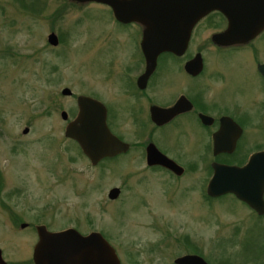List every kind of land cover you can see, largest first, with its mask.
<instances>
[{
    "label": "rangeland",
    "instance_id": "rangeland-1",
    "mask_svg": "<svg viewBox=\"0 0 264 264\" xmlns=\"http://www.w3.org/2000/svg\"><path fill=\"white\" fill-rule=\"evenodd\" d=\"M111 14L101 5L69 0H0V250L6 264H33L39 224L53 232L68 227L83 235L101 232L121 264H172L187 245L186 235L200 246V231L207 234L212 257L224 253L212 219L222 211L211 201L214 214L199 227L195 194L185 191L188 175L174 181L181 189L173 193L161 173L145 171L138 148L91 166L63 136L60 111L71 120L80 94L107 101L111 110L113 98L123 100L124 68L130 64L125 59L135 54L139 33ZM49 32L58 36L56 47L46 42ZM203 33L208 32H196L191 47ZM256 45L264 51V43ZM246 50L228 55L230 61L240 58L234 61L240 85L252 69L241 56ZM173 62L163 55L159 69L167 72ZM249 86L255 87L250 81ZM65 87L70 97L60 94ZM24 127L29 131L22 134ZM116 187L118 197L109 199L107 191Z\"/></svg>",
    "mask_w": 264,
    "mask_h": 264
},
{
    "label": "flooded vegetation",
    "instance_id": "flooded-vegetation-1",
    "mask_svg": "<svg viewBox=\"0 0 264 264\" xmlns=\"http://www.w3.org/2000/svg\"><path fill=\"white\" fill-rule=\"evenodd\" d=\"M86 3L110 10L103 3ZM115 22L125 28L134 27L139 34L135 54L125 59L130 64L124 68L122 96H119L123 98L122 102L118 96L113 98L111 110L107 101L91 96L105 105V124L109 132L127 144L124 153L106 158L122 157L138 148L146 165L145 171L161 173L163 183L168 182L169 187L174 188L173 193L181 189L174 181L188 175L191 181L185 191L195 194L193 202L199 212V227L208 223V214L211 217L214 214L211 201L216 202V211H222L220 218L213 215L212 219L216 223L214 236L219 243L224 242V253L219 256V250L212 257L213 252L206 248L207 234L200 231V246L191 243L186 235L183 241L187 245L178 257L171 260L172 264H175V258L191 254L198 255L208 264H264V51L260 52L256 45L264 43V27L250 40L219 44L213 36H221L227 29V18L217 10L210 11L193 25L185 51L180 56L160 53L151 74L143 79L145 61L139 48L142 26L135 22ZM202 31L208 33H203L201 41L191 47L196 32L200 34ZM245 49L241 56L247 57L246 64L252 69L246 75V82L240 85V77L234 70V61L239 63L240 58L230 61L228 55L233 50L242 52ZM214 53L223 59L219 62L217 57L218 64L213 66ZM163 55L174 61L167 65V72L159 69ZM249 81L254 88L249 86ZM154 106L173 110L174 114L164 120L152 119L150 110ZM66 139L80 149L74 140ZM146 148H156L180 169L175 172L160 164H146ZM186 148L189 149L182 150ZM190 148L199 150L193 152ZM217 166L239 171L221 178L222 183L216 187L217 194L210 195L208 184ZM163 193V199L167 201L168 193ZM230 217L231 220L227 221ZM99 233L115 248L110 239ZM226 248H233L236 252L230 254ZM255 248L257 251L252 254L251 250ZM248 256L256 258L253 263Z\"/></svg>",
    "mask_w": 264,
    "mask_h": 264
},
{
    "label": "water",
    "instance_id": "water-1",
    "mask_svg": "<svg viewBox=\"0 0 264 264\" xmlns=\"http://www.w3.org/2000/svg\"><path fill=\"white\" fill-rule=\"evenodd\" d=\"M73 2L103 3L112 11L115 21L125 24L135 22L142 26L139 48L145 61L143 79L151 74L160 53L180 56L190 40V31L200 19L217 10L227 18V29L214 35L219 44L242 43L252 39L264 27V0H72ZM46 42L57 46V35L49 32ZM61 95L70 97L71 91L62 88ZM76 113L65 124L64 137L74 140L80 146V152L86 156L91 166L98 161L116 154L124 153L127 144H123L108 130L105 124V105L97 99L80 94L75 98ZM150 112L152 119H167L174 114L170 109H159L154 106ZM61 120H67L65 111H60ZM29 131L24 127L21 131ZM146 164L177 171L180 169L171 159L165 157L156 148H146ZM215 174L208 184V194H217L216 187L222 183L221 178L232 176L239 170L233 167L217 166ZM119 187L107 191L109 199L115 200ZM26 224H20L24 228ZM36 244L31 249L33 264H119V258L113 248L99 232L81 234L71 227L66 230L45 229L42 224L36 225ZM175 264H208L198 257L183 255L174 259ZM0 264H6L0 250Z\"/></svg>",
    "mask_w": 264,
    "mask_h": 264
}]
</instances>
